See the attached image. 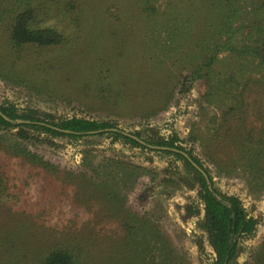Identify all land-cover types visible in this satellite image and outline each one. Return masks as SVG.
<instances>
[{
  "label": "rangeland",
  "instance_id": "374dc122",
  "mask_svg": "<svg viewBox=\"0 0 264 264\" xmlns=\"http://www.w3.org/2000/svg\"><path fill=\"white\" fill-rule=\"evenodd\" d=\"M98 1L101 5L96 3V12L104 13L109 24L131 18L132 0ZM151 1L157 8L153 17L158 45L146 47L140 38L127 51H132L131 67L140 73L120 79L116 83L119 87L99 75L95 80L105 87L104 96L96 93L98 87H94L89 69L84 72L74 67L68 69L67 77L55 80L54 85L61 87L58 97L38 95L0 79V105L11 104L21 114L29 113L48 123L58 124L73 117L108 123L113 125L110 130L135 136L154 147L175 140L177 146L199 158L215 189L222 195L237 197L248 217L257 222L253 233L238 239L237 255L231 264H264V173L249 170V163L239 152L242 143L238 145L230 138L221 144L215 133L220 121L217 117L242 102L237 109L244 123L239 127L230 124V129L234 133L240 127L248 133L250 130L251 144L262 143L264 149L262 71L242 67L244 61L231 58L221 48L227 39L225 17L230 6L235 4L242 14L234 23L240 32L231 41L241 46L250 38V28L260 22L256 14L259 6L264 7V0ZM5 26L0 27V54L5 46ZM217 47L220 54L207 74V59L216 54ZM86 60L89 66L91 60ZM100 64L105 70L111 67V60ZM199 67L207 77L182 88L183 77ZM142 74L153 76L157 87L150 81L141 82ZM232 76L236 79H229ZM220 85L222 93L212 97ZM221 98L220 107L213 104ZM160 99L167 102L165 110L143 117L142 112L150 105L156 106ZM223 126L221 136L226 134ZM16 131L9 129L0 134ZM112 133L72 139L32 130L35 140H29L27 147L58 166V172L49 175L0 152V166L9 181L7 193L17 196L11 207L14 213L3 214L7 218L4 224L18 226L23 218H29L24 219L30 230L26 241L30 247L40 249L53 240L61 241L62 233L66 234L82 243L83 264H126L128 258L132 259L131 249L136 250L134 264H214L216 255L205 229L199 173L172 152L126 142ZM195 134L199 141L193 140ZM212 156L234 167L230 172H219L210 161ZM93 169L97 178L121 182L125 200L118 208L107 205L88 183ZM65 178H69L67 185ZM43 210L45 217L40 216ZM127 241H132L133 247H125ZM144 249L151 254L142 255Z\"/></svg>",
  "mask_w": 264,
  "mask_h": 264
},
{
  "label": "trees",
  "instance_id": "16d2710c",
  "mask_svg": "<svg viewBox=\"0 0 264 264\" xmlns=\"http://www.w3.org/2000/svg\"><path fill=\"white\" fill-rule=\"evenodd\" d=\"M98 2V0H0V27L5 26L7 22L4 51L0 54V79L24 87L38 95L58 97L61 95V87L54 85L55 80L67 77V72L74 67L84 72L89 69L90 74L93 72L92 81L96 84L94 87H98V90L101 89L96 93L104 96L107 93L105 87L100 84L102 82L99 83L95 80L99 79V75L105 76L111 82L110 85L115 83L118 86L116 83L120 79L130 78L132 75L140 73L131 67L132 51L128 53V47L130 45L132 49L140 38L145 40L146 47H150L152 43L158 45V40L154 38L157 32L154 28L156 19L153 17L157 13V8L152 5L151 0H132L133 7L129 10L131 18L109 24L103 18L104 13L96 12V3ZM98 5L101 4L98 3ZM257 11L256 15L260 17V22H255L256 24L250 28V38L240 46L231 43V41L240 32L234 27V23L242 14L235 4L230 6L229 15L225 17L227 39L221 48L226 49L231 58L244 61L242 64L244 66L238 64L237 67H252L261 70L264 81V7L259 6ZM138 32L142 36L137 37ZM150 34L153 35V38H150ZM218 49L219 47L216 49V54L207 59L208 63L205 65L207 74L220 54ZM90 53L94 55L90 56ZM100 53H102V57L98 58ZM86 59L91 60L89 66H86V62H88ZM109 60H111V67L101 70L103 68H101L100 61L107 63ZM159 64L163 65V63ZM118 74L121 75L118 76ZM207 74H203V67L196 68L189 75L183 77L182 88L196 79L207 77ZM142 77L141 82L150 81L157 87L153 76L142 74ZM229 79L235 80L236 78L232 76ZM63 83L64 81L60 85ZM63 86L67 87V85ZM84 87L86 88V85ZM222 87L220 85L219 90H215L212 97L218 98L223 91ZM185 90L188 91V89ZM79 95L84 97L82 91ZM220 101L222 102V98L213 104L220 107L222 105ZM239 104L242 102H238L223 116L217 117L220 118L217 123L218 128H215L217 140L221 144L226 141V144L230 138H234L238 145L242 143L241 146L239 145V152L245 156L241 158L246 159L249 163V170L263 174L264 149H262V143L251 144L253 138L250 135V130L248 133L246 128L240 127L236 129V133L230 129V124L234 123L239 127L241 122L244 123L237 109ZM166 107L167 102L160 99L156 106H148L142 115L143 117L155 115L157 112L165 110ZM18 120L29 123L17 124ZM223 125L229 127L226 129ZM221 126L226 130V134L222 136L219 134ZM112 128L113 125L108 123L76 117L64 119L58 124L48 123L31 117L29 113L21 114L11 104L0 105V131L17 129L15 134H10V132L0 134V152L6 157L20 159L32 169H40L49 175V173L58 172V166L27 147V142L34 139L32 130L50 136L81 139L98 135L97 132ZM112 134L117 138H123L126 142L137 143L122 133L113 132ZM193 140L199 141V136L195 134ZM158 146L185 152L206 173L208 179L199 174L201 177V200L205 209V229L208 233L209 243L216 255L214 264H231L237 255L238 239L243 235L253 233L257 222L248 217L237 197L222 195L215 189L208 170L191 151L188 152L181 146H177L175 140L165 141ZM174 155L187 162L180 154L174 153ZM210 161L219 172L227 173L234 167L231 163L227 165L215 160L213 156ZM187 164L190 166L188 162ZM94 170L91 171L92 176H89L88 183L95 188L94 190L101 195L100 199L102 198L107 205L118 208L125 200L121 193V182L108 178H97ZM69 178H65L66 185ZM8 182L7 174L0 166V264H83L82 243L66 237V234L62 233L61 241L54 243L53 240L52 243H48L47 247L40 249L35 246L30 247V243L26 241L29 238L30 230L24 223V219L30 220L29 218H23L19 221L20 225L18 226L7 227L4 224L7 218H3V214L12 215L14 213L11 207L17 198L16 195L7 193L9 191ZM93 188L89 187V189ZM40 216H46L45 210ZM128 219L130 220V217ZM131 229L134 230V228ZM132 241L134 242V240ZM132 241H127L128 245L125 247H133ZM135 251L134 249L129 251L132 259L130 261L128 258L126 264H129V261L130 264H134ZM146 253L151 254V251L147 249H144V252L141 251L142 255ZM156 261L159 262L158 259ZM163 262L162 264H164Z\"/></svg>",
  "mask_w": 264,
  "mask_h": 264
},
{
  "label": "water",
  "instance_id": "95a60500",
  "mask_svg": "<svg viewBox=\"0 0 264 264\" xmlns=\"http://www.w3.org/2000/svg\"><path fill=\"white\" fill-rule=\"evenodd\" d=\"M17 124H24V123H29V122H24V121H21V120H18L16 121ZM106 131H111V132H118L116 130H103V131H100V132H97L98 134L99 133H103V132H106ZM125 136H128L132 139H134L135 141H137L139 144L141 145H144V146H148L150 148H153V149H158V150H164V151H169V152H172V153H175V154H180L181 156H183V158H185L187 160V162L190 164L191 167H193V169H195L199 174H201L205 179H208L206 173L204 172L203 169H201L189 156L188 154H186L185 152H182L180 150H177V149H171V148H165V147H154V146H151V145H148L146 144L145 142L139 140L137 137L135 136H131V135H128V134H124Z\"/></svg>",
  "mask_w": 264,
  "mask_h": 264
}]
</instances>
